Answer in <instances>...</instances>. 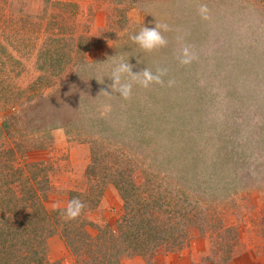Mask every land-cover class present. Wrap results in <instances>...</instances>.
<instances>
[{"label":"rangeland","instance_id":"374dc122","mask_svg":"<svg viewBox=\"0 0 264 264\" xmlns=\"http://www.w3.org/2000/svg\"><path fill=\"white\" fill-rule=\"evenodd\" d=\"M156 25L164 46L129 39ZM0 150L42 164L44 264H264V0H0Z\"/></svg>","mask_w":264,"mask_h":264},{"label":"trees","instance_id":"16d2710c","mask_svg":"<svg viewBox=\"0 0 264 264\" xmlns=\"http://www.w3.org/2000/svg\"><path fill=\"white\" fill-rule=\"evenodd\" d=\"M11 153L0 150V264L27 262L44 264L47 235L54 231L49 229L52 212L45 207L49 186L45 183L40 185V181L35 182L34 177L31 176L28 179H22L25 167L38 169V166L42 167V164L29 163L23 167L16 166L12 164L16 158L13 157L16 151L13 150L12 161L8 157ZM1 158L4 160L1 161ZM2 162H6L7 166H3ZM166 197H169L167 192L160 193L158 197L160 208L164 213H167L168 207L173 204ZM156 213L157 211L154 210L152 213H147L151 217L143 215L139 220L140 227L137 228L139 232L135 235L137 242L133 243L135 248H147L151 251L157 246L156 239L165 235L161 233V229L154 228L160 224L165 225L166 221H171L172 216L158 217L159 214L157 216ZM186 228L182 225L178 232L182 233V230ZM19 248L24 250L22 255H19Z\"/></svg>","mask_w":264,"mask_h":264},{"label":"clouds","instance_id":"9594fccd","mask_svg":"<svg viewBox=\"0 0 264 264\" xmlns=\"http://www.w3.org/2000/svg\"><path fill=\"white\" fill-rule=\"evenodd\" d=\"M161 27V25H156L154 28L145 26L141 28L139 32L131 35L129 39L137 44L141 49L145 51H152L155 48L166 44V40L160 31ZM125 73L135 75L130 64L120 63L112 73V88L127 98L131 92V85L128 83H122L121 77ZM141 76L142 78L138 82L144 87H147L153 81H159V76L153 75L149 69H144ZM84 208V202L79 197H73L67 203V206L62 211L61 215L66 221H73L82 214Z\"/></svg>","mask_w":264,"mask_h":264}]
</instances>
